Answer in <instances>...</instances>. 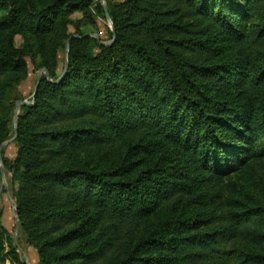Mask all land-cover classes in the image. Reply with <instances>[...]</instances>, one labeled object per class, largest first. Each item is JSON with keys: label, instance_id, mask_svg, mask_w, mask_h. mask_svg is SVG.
I'll use <instances>...</instances> for the list:
<instances>
[{"label": "trees", "instance_id": "1", "mask_svg": "<svg viewBox=\"0 0 264 264\" xmlns=\"http://www.w3.org/2000/svg\"><path fill=\"white\" fill-rule=\"evenodd\" d=\"M95 1L0 0V104L32 55L16 33L51 76L7 164L41 264H264V199L221 193L264 164V0H125L110 44L71 37Z\"/></svg>", "mask_w": 264, "mask_h": 264}, {"label": "rangeland", "instance_id": "2", "mask_svg": "<svg viewBox=\"0 0 264 264\" xmlns=\"http://www.w3.org/2000/svg\"><path fill=\"white\" fill-rule=\"evenodd\" d=\"M124 1L96 0L90 7L89 13L83 10L73 12L70 15L67 33L71 34V37H79L82 33L97 40L99 44H110L115 32L111 8L112 5ZM71 37L63 43L60 42L56 48L58 80L64 75L66 66L68 67ZM14 43L19 49H30L32 55H27L25 58L26 74L12 85L5 101L0 104V118L6 123L9 134V138L0 144V226L3 233V257L0 259V264H41L39 253L22 230L15 198L19 183L14 179L7 164H11L18 154L19 144L16 139L19 131V116L23 113L24 106L34 102L42 78L51 79V76L48 70L40 65L43 55L40 49L37 52L39 44L37 40L21 31L15 34ZM21 102L24 103L20 104ZM240 190L244 194L249 192L256 199H264V164L259 168L256 167L253 173L246 175L245 178L239 176L233 180L227 179L221 186L223 196H231L235 193L236 197L244 199Z\"/></svg>", "mask_w": 264, "mask_h": 264}, {"label": "water", "instance_id": "3", "mask_svg": "<svg viewBox=\"0 0 264 264\" xmlns=\"http://www.w3.org/2000/svg\"><path fill=\"white\" fill-rule=\"evenodd\" d=\"M66 68H67V66H66ZM47 75H48V73H46ZM22 103H24V102H21L20 104H22ZM1 172H3V168H1Z\"/></svg>", "mask_w": 264, "mask_h": 264}]
</instances>
